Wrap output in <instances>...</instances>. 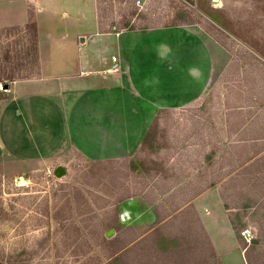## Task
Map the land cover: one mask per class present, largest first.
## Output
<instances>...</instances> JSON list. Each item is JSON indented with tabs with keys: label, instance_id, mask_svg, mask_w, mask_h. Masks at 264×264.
Here are the masks:
<instances>
[{
	"label": "rangeland",
	"instance_id": "1",
	"mask_svg": "<svg viewBox=\"0 0 264 264\" xmlns=\"http://www.w3.org/2000/svg\"><path fill=\"white\" fill-rule=\"evenodd\" d=\"M97 6L112 30L122 20L137 29L205 25L213 34L206 44L222 65L230 60L228 68L209 85H184V109L159 112L148 138L124 161L92 166L66 146L25 160L0 147V264H221L220 257L247 264L245 256L264 264V0H100ZM33 45L28 26L0 31V82L36 76ZM231 103L251 112L239 156L245 161L237 158L236 170L220 156L230 152L227 124L242 120L226 115ZM59 165L65 172L56 177ZM143 178L184 190L152 196ZM213 180L191 199L200 197L194 209L184 206L157 229L150 204L175 206ZM196 214L202 225L200 215L213 224L220 256L194 225Z\"/></svg>",
	"mask_w": 264,
	"mask_h": 264
},
{
	"label": "crops",
	"instance_id": "2",
	"mask_svg": "<svg viewBox=\"0 0 264 264\" xmlns=\"http://www.w3.org/2000/svg\"><path fill=\"white\" fill-rule=\"evenodd\" d=\"M25 26L36 76L0 82V147L25 160L60 146L94 163L132 157L159 112L184 109V85H209L230 62L198 25L100 31L96 0H0V31Z\"/></svg>",
	"mask_w": 264,
	"mask_h": 264
},
{
	"label": "trees",
	"instance_id": "3",
	"mask_svg": "<svg viewBox=\"0 0 264 264\" xmlns=\"http://www.w3.org/2000/svg\"><path fill=\"white\" fill-rule=\"evenodd\" d=\"M99 1L100 0H96V5L98 4ZM97 16H98V20H99V30L100 31H112V28H109V27L106 28L101 23V21H100L101 20V16L98 13V6H97ZM201 25H200V27L204 31H206L210 35H213L211 33V31L205 25H202V26ZM115 27H116L117 30H134V29H137L133 25H130L127 21H124V20L120 21V23L117 26L115 25ZM156 27H165V26H159V25L157 26V25H155V23H153V26H150L149 28H156ZM138 29H147V28H144V27L139 28L138 27ZM215 40L221 46L223 45V43H221L217 38H215ZM227 68H228V66H227ZM227 68H226V70H227ZM226 70L224 71V73L226 72ZM17 79H20V78H17ZM12 80H15V79H12ZM226 110H227L226 111L227 112V114H226L227 116L237 115V117L239 119L240 118L242 119L241 122L238 125H234L233 124V126H232L231 123H229V125L227 124V129H228V135H227V137H228V140H230L229 143H228V147L230 148V152L229 151H223L221 153V155H220L221 158L225 157V159L227 161H231L233 163V169L235 168V170H236L237 165H239L238 162H237V158H238V160H240L239 159V156L240 157L242 156V153L245 152L246 147H247V141L242 138V136L244 135L245 130H246L247 126H248V123H246L244 121V119H245L246 115L247 114H250L251 112H250V107L243 106V105H238V104H233V103L227 104L226 105ZM167 111H169V110H165V111H161V112H167ZM156 120H157V117L155 118V120L153 121V123H155ZM153 123H152V125H153ZM152 125L149 127L148 131L146 132L145 136L143 137L140 146L148 138L149 132L152 129ZM124 160H126V159L116 160V162H119V161L121 162V161H124ZM240 161L241 162H244L245 160H240ZM108 163H111V161L97 162V163H94L92 166H94V165H107ZM244 164H246V163H244ZM248 169L249 168L246 165H244L243 168H242V170L245 171V173H246V171ZM205 170H207V169H205ZM231 172H232V170L230 169V171L228 173L231 174ZM228 173H226V175ZM230 174H228V175H230ZM231 177L229 178V181H230L229 183H231L233 181H236V179L238 177L237 176V173L234 175V177H232V178ZM219 179H220V177H219ZM257 179L260 180L259 177ZM143 181H144V184L147 185L146 186V188L148 189L147 192H149L152 196L153 195H155V196L156 195H165V194H167L166 196H171V195H176L178 192L184 190V188H180V187L177 188V189H175V190H173V188L175 186H173V185L161 186L157 181H154L152 183H149V181H147V179H144V178H143ZM225 182L226 181H224V183L222 185H225ZM216 184L217 183L214 180L211 181V182H209V183H207L203 188L197 189L190 196H187L185 199H182V201L179 202L175 206L166 204V208H165L164 205H163V203H161V202H158L157 204H154V205L153 204H150V205H152V211H153L154 216H155V222L154 223H155V225H157V229H160V228H163V227H167L169 225L170 220L171 219H174L173 215H171L172 213H179V212L183 211L184 210V206H186V205H189L190 206L191 199H193L194 197H196L197 195H199L200 193H202L205 189H207L209 187H213ZM189 190H191V189H189ZM172 191H173V193H172ZM145 192L142 191V190H140L138 192V195L141 196L146 203H149V200L145 196L146 195ZM219 195H220V197L222 199L223 206H224V208L226 210L227 209V206H228L227 195H226V193H224L223 190L220 191V194ZM243 207L245 208V207H247V205H244ZM159 209H161V210L164 211V214L163 215H161L159 213V211H158ZM194 221H195L194 222V225L198 227V230H199V232L201 234L202 239L204 240V242L208 245V247L210 248V250H212V253L214 254V251H213V249H212V247L210 245V242H209V240H208V238H207V236H206V234H205L202 226L200 225V223H199V221H198V219L196 217H194ZM162 222H164V223H162ZM229 222L231 224L232 229L235 232H237V228H236V226H235V224H234V222H233V220L231 218H229ZM119 249L120 248H116L115 250L117 251ZM245 254H246V250H244V256H245ZM245 260H246V263L247 264H250V261H249V259H248L247 256H245Z\"/></svg>",
	"mask_w": 264,
	"mask_h": 264
},
{
	"label": "water",
	"instance_id": "4",
	"mask_svg": "<svg viewBox=\"0 0 264 264\" xmlns=\"http://www.w3.org/2000/svg\"><path fill=\"white\" fill-rule=\"evenodd\" d=\"M7 87H5V89H6ZM64 172H65V170L59 165V166H57L55 169H54V171H53V173H54V175L56 176V177H61L63 174H64Z\"/></svg>",
	"mask_w": 264,
	"mask_h": 264
},
{
	"label": "built area",
	"instance_id": "5",
	"mask_svg": "<svg viewBox=\"0 0 264 264\" xmlns=\"http://www.w3.org/2000/svg\"><path fill=\"white\" fill-rule=\"evenodd\" d=\"M115 60V59H114ZM0 91H6L5 87L3 86L2 83H0Z\"/></svg>",
	"mask_w": 264,
	"mask_h": 264
},
{
	"label": "bare ground",
	"instance_id": "6",
	"mask_svg": "<svg viewBox=\"0 0 264 264\" xmlns=\"http://www.w3.org/2000/svg\"><path fill=\"white\" fill-rule=\"evenodd\" d=\"M20 179V178H19ZM22 182V181H21Z\"/></svg>",
	"mask_w": 264,
	"mask_h": 264
}]
</instances>
